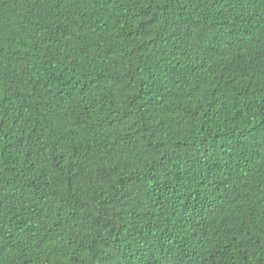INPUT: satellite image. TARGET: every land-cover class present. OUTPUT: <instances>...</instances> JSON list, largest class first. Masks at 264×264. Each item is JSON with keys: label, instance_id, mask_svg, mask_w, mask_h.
Wrapping results in <instances>:
<instances>
[{"label": "trees", "instance_id": "16d2710c", "mask_svg": "<svg viewBox=\"0 0 264 264\" xmlns=\"http://www.w3.org/2000/svg\"><path fill=\"white\" fill-rule=\"evenodd\" d=\"M0 264H264V0H0Z\"/></svg>", "mask_w": 264, "mask_h": 264}]
</instances>
